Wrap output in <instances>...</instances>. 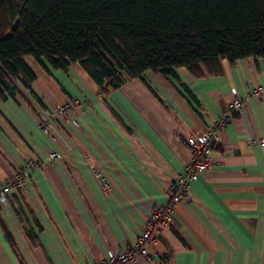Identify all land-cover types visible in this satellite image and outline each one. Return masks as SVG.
<instances>
[{
	"label": "crops",
	"instance_id": "crops-1",
	"mask_svg": "<svg viewBox=\"0 0 264 264\" xmlns=\"http://www.w3.org/2000/svg\"><path fill=\"white\" fill-rule=\"evenodd\" d=\"M24 61L45 107L82 104L72 111L78 127L61 126L52 143L38 124L42 106L28 90L18 85L35 110L19 94L0 100V181L28 158L41 165L27 187L0 204V264H90L106 249H126L189 160L185 137L214 123L231 89L240 110L190 185L191 203L172 207V224L150 233L147 251L155 261L166 256V264H264V151L245 143L264 138V92L254 93L264 87V59H222L219 75L199 64L198 77L183 66L170 77L146 70L105 94L76 63L47 73L32 58ZM50 149L65 154L48 164ZM83 155L106 178L107 192Z\"/></svg>",
	"mask_w": 264,
	"mask_h": 264
},
{
	"label": "trees",
	"instance_id": "trees-1",
	"mask_svg": "<svg viewBox=\"0 0 264 264\" xmlns=\"http://www.w3.org/2000/svg\"><path fill=\"white\" fill-rule=\"evenodd\" d=\"M249 56L264 59V0H0V100L33 110L18 85L46 107L27 57L47 73L76 63L105 94L146 70L219 75L220 60Z\"/></svg>",
	"mask_w": 264,
	"mask_h": 264
},
{
	"label": "built area",
	"instance_id": "built-area-1",
	"mask_svg": "<svg viewBox=\"0 0 264 264\" xmlns=\"http://www.w3.org/2000/svg\"><path fill=\"white\" fill-rule=\"evenodd\" d=\"M264 87L257 89L254 93L261 94ZM241 98L237 96L236 90H230V102L227 107L220 111L214 123L201 131H194L184 139V145L190 153L189 160L183 165L180 173L175 175L167 185V201L161 205H154L145 224L144 230L136 237L135 241L124 250L106 249L102 258L92 261L90 264H137L141 259L151 264H166L167 257L160 256L156 261L147 251V245L151 241L150 233L156 231L160 226L172 224L171 213L174 205L188 206L191 203L189 195L190 185L201 175L211 162V152L218 141L219 131L229 121L231 113L239 111ZM82 104L78 100L66 101L40 110L38 124L49 142L57 140L58 130L61 126L69 125L78 127V123L72 111ZM246 144H256L264 151V138H245ZM62 153L59 150L50 149L47 159L57 161ZM89 165L93 176L97 179L99 188L103 192L109 190L106 178L95 168L94 161L83 155ZM40 166L37 161L28 158L19 167L16 175L3 182L0 181V204L5 203L8 198L16 192L21 191L29 185L35 170ZM155 261V263H154Z\"/></svg>",
	"mask_w": 264,
	"mask_h": 264
},
{
	"label": "rangeland",
	"instance_id": "rangeland-1",
	"mask_svg": "<svg viewBox=\"0 0 264 264\" xmlns=\"http://www.w3.org/2000/svg\"><path fill=\"white\" fill-rule=\"evenodd\" d=\"M29 61H30V60H29ZM30 63H33V62L30 61ZM33 64H34V63H33ZM64 102H65V101H64ZM218 140H219V137H218ZM64 154H65V153H63V154L61 155V158H62V156H63ZM46 157H47V155H46ZM61 158H60V159H61ZM60 159H59V160H60ZM46 160H47V163H48V164H52V163L54 162V161H51V162H50L47 158H46ZM57 161H58V160H57ZM38 164H39V166H40V168H41L40 163H38Z\"/></svg>",
	"mask_w": 264,
	"mask_h": 264
}]
</instances>
